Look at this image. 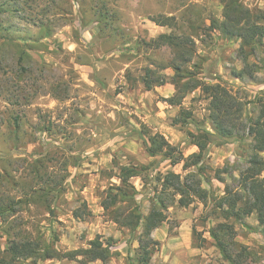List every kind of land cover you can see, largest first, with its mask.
<instances>
[{
  "label": "rangeland",
  "instance_id": "rangeland-1",
  "mask_svg": "<svg viewBox=\"0 0 264 264\" xmlns=\"http://www.w3.org/2000/svg\"><path fill=\"white\" fill-rule=\"evenodd\" d=\"M239 1L264 16V0ZM103 3L0 0V175L8 168L3 204L17 210L0 223V253L17 231L60 253L87 249L99 237L110 246L107 264H131L145 229L118 225L102 203L121 185L122 167L143 166L130 180L137 195L130 204L119 205V213L127 216L138 206L145 216L162 214L151 231L150 264H264V236L255 215L225 220L214 209L215 199L246 168L249 140L212 138L198 173L197 168L184 171L182 164L171 166L162 156L150 157L141 138L159 133L189 156L197 148L188 144L187 132H195L196 123L211 131L207 101L198 90L187 94L181 106L165 102L176 89L169 68L173 54L158 43L160 35L192 36L200 78L221 79L247 100L264 96V39L242 47L216 29L224 21L221 0H106V11ZM98 10L119 21L98 24ZM148 13L174 15L181 28L157 26ZM22 52L25 72L17 65ZM145 69L166 83L146 91L140 79ZM233 71L242 79L232 77ZM56 87L60 100L50 95ZM182 109L193 115V122L184 126ZM247 112L251 115L254 105ZM17 115L21 130L16 141L12 120ZM42 158H47L43 164L51 178L31 173V165ZM171 172L182 178L198 173L207 202L195 198L188 207L180 206L179 196L162 188ZM41 186L48 196L32 197ZM222 222L235 232L234 245L226 239L225 252L210 237V230ZM81 260L32 257L16 264Z\"/></svg>",
  "mask_w": 264,
  "mask_h": 264
},
{
  "label": "trees",
  "instance_id": "trees-1",
  "mask_svg": "<svg viewBox=\"0 0 264 264\" xmlns=\"http://www.w3.org/2000/svg\"><path fill=\"white\" fill-rule=\"evenodd\" d=\"M101 1H104L102 4L103 10H108L106 0ZM221 2L223 4L224 21L218 24L216 29H219L223 35L231 39L239 40L242 47L250 42H259L264 39L263 15L245 7L239 0H221ZM98 12L99 14L95 12L98 24L107 25L108 21H119L116 15L108 16L107 12L103 13L99 10ZM147 17L148 20L160 27L181 28L176 17L171 14L148 13ZM216 24L217 21L212 22L213 29ZM190 26L195 29L193 24H190ZM157 41L159 44L167 46L173 54L169 68L174 72L172 84L175 86L176 93L173 97L166 99L165 102L171 106H181L187 94L198 90L200 97H203L202 100L207 101L211 131L204 128L202 124L196 123V131L187 132L188 144L197 148V152L189 156H184L179 147L169 144L159 133L153 136L148 135L147 137L141 134L147 154L150 157L162 156L170 162L171 166L182 164L184 171L197 168L198 173H200L204 168L203 154L212 142V138L220 140L234 139L239 142L249 140L251 153L249 154L246 168L238 175L235 185L232 188L227 186L224 194L215 199L214 209L225 220L230 218L241 220L255 215L264 236V157L262 156L264 154V96H256L253 100H247L246 97L240 96L238 90H235L221 79L205 81L200 78L201 65L194 62L196 57L195 41L186 32H180L178 35L162 34ZM23 62L24 52L20 54L17 60V65L21 72L26 71L23 67ZM144 74L140 79L146 91H151L155 86H162L166 83L164 78H154L153 70L151 69H145ZM231 75L235 79H242L239 72L233 71ZM59 93L60 90L56 87V90L50 95L60 100ZM251 104L254 105V112L250 115L247 112V107ZM180 113L181 125L184 126L193 122V115L190 111L182 109ZM20 121L19 115L12 120L13 134L16 141L21 130ZM45 159L47 160V158L36 160V166L31 165L33 177L42 179L44 176H49L47 178H51L48 169L43 164ZM7 162L10 163L9 160ZM143 168L145 167H122L118 177L121 185L116 188V193L108 194V198L102 203L106 212L114 214V221L118 225L130 230H136L140 226L145 229V237L141 238L136 258L131 264H150V246L153 244L151 231L162 216L158 211L145 216L138 206H134L127 216H122L119 213V205L124 202L131 203L134 196L137 195L130 180L138 177L140 170H143ZM41 170H44V172L40 173ZM8 171V168H4L3 174L0 175V223L17 211L11 208L9 204H6V206L3 204L2 191L9 180L7 178V175H9ZM198 173L188 172L183 178L180 174L172 172L166 174L162 181L163 191H169L173 197L179 196L177 203L182 207H188L195 198L202 202H207L209 198L208 192L202 187ZM25 195L28 197L48 196L47 191L42 186L39 190H33L31 196L28 193ZM18 204L21 203L19 202ZM160 205L164 206L163 201L160 202ZM47 210L53 214V210L50 207H47ZM21 234L20 231H17L15 238L0 253V264H16L22 259L32 257L43 259L66 258L69 260L82 257L80 261L82 264L98 260L103 264H107L111 256L110 246L105 245L104 241L99 237L90 241L87 249L60 253L52 250L49 245L44 246L40 241ZM234 236V229L227 222L219 223L210 230V237L222 252L226 251V239L234 245L232 242Z\"/></svg>",
  "mask_w": 264,
  "mask_h": 264
}]
</instances>
